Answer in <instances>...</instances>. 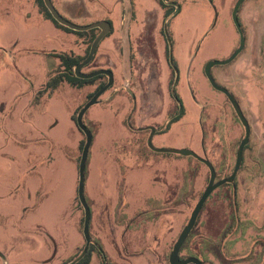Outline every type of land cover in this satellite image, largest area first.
<instances>
[{"label": "rangeland", "instance_id": "374dc122", "mask_svg": "<svg viewBox=\"0 0 264 264\" xmlns=\"http://www.w3.org/2000/svg\"><path fill=\"white\" fill-rule=\"evenodd\" d=\"M82 1L86 3V0ZM142 1L150 4V9L154 7L152 0ZM263 1L247 0L243 4L240 20L245 30L246 47L231 64L217 66L212 70L216 82L228 89L238 100L250 124L251 136L243 155V165L234 182L235 186L226 184L214 191L205 203L193 234L181 251L182 257L197 256L205 264H264V47H261L256 22L257 12L264 14V4L260 5ZM216 2L220 16L213 25L214 22L210 21L212 11L208 0H178L179 5L188 6H180L181 12L169 24V35L173 42L174 65L180 74L175 95L181 104L183 102L184 111L179 122L170 127L173 135L168 133L161 136L153 145L163 146L165 149H183L181 146L185 144L184 148L211 162L216 169L218 181L232 174L236 152L244 138L245 130L226 96L214 90L204 75V66L208 61L225 60L239 46V35L231 18L237 0ZM91 3L96 4L94 0ZM7 4L8 11L4 9ZM127 11L126 15L130 16L132 12L130 14L129 7ZM154 13L156 14V11L150 14ZM32 14H36L42 23L48 22L55 28L40 13L36 0H0V135H5L9 129L17 130L19 109L25 105L30 106L33 87L43 84L38 92L42 90L47 81L45 76L58 69L59 62H56L52 54L61 51L68 53L73 49L71 46L59 48L55 42L40 39L32 28L37 26L38 22ZM81 19L73 23L87 25V16ZM134 19L133 15L132 21ZM147 24L148 22L143 23L142 20L131 25V32H140L139 39L134 37L132 40L136 57L140 60L139 53H143L142 61L145 64L135 72L132 81L135 78H143V85H146V80L153 78L156 72L166 81L163 82L164 95L168 97L170 92H167V84L169 83L171 90L174 82L171 72L160 56L164 42L161 40L159 44L157 41L155 27L158 24ZM75 38L76 55L84 54L88 37ZM198 47L199 52L195 60L192 59L191 72L187 76L188 62L196 54ZM119 48L120 44L118 50ZM115 56L110 60L96 55V59L85 71L89 72L105 64L112 69L117 66L119 72L120 61L118 55ZM189 74L191 81L188 82ZM126 76L128 79L127 65ZM14 78L20 79L21 86L26 83L24 89L29 91L22 92L19 104L16 96L23 88L15 86L18 82ZM121 83L117 82L105 93L99 104L93 106L84 119L93 134L89 152L91 159L88 160L86 169L87 185L91 183L95 196L99 198L96 205L89 202L93 210L90 233L95 248H99L105 256L104 259L94 255L91 264H169L173 246L209 183L210 171L193 157L155 153L150 150L146 146L149 133H137L129 127L150 124L154 119L165 126L169 120L165 118L168 110L164 103L166 96L163 99L159 96L161 93L156 91L155 83L152 92L154 95L149 94V100L140 95L139 109L133 112V102L128 90H119ZM245 85H249V94L244 89ZM95 89L96 86H89L83 90H75L64 85L53 96L62 97L68 105L70 100H73L72 116L80 106L86 104L88 96L93 94ZM56 103L58 104L51 109V113L43 108L38 111L43 119L36 134L37 137L42 136L45 139L52 131L49 123L53 119L57 122L56 130L59 131L61 143L66 144L70 139L71 124L66 108L59 106L64 103L61 100H56ZM174 107L175 104L172 103L169 108L173 109L172 114L177 110ZM130 117L132 119L128 121ZM71 122L75 135L73 143H67L58 154L54 153L53 163L62 162L64 156L70 161L73 160L78 173V158L81 157L79 146L82 140L85 143V136L72 120ZM30 123L29 120L25 121L26 132L30 131ZM26 136H29V133ZM94 143L96 146H93ZM95 148L96 163L92 166V152ZM38 149L39 146L27 144V159H31V156L33 159L44 160L45 152ZM60 153L62 158L59 157ZM2 158L4 164L5 161L8 163L13 160L9 148L0 141V159ZM67 166L63 161L56 166L57 170L48 172L47 177L52 180L54 177L68 179ZM4 170L7 168L0 165V173ZM76 197L73 212L65 215L66 223L69 226L74 225L77 233V243L73 248H54L47 231L40 224L45 221V216L50 210L41 209L37 214L35 212V217L33 215L32 224L26 225H33L32 230L6 232V235L10 236L9 245L5 243V246H0V253L5 257L7 264H10L9 261L26 264H67L77 257L85 246V239L84 222L82 223L84 211L81 205L82 210L78 207ZM124 202L127 204L122 214H128L127 220L120 218V207ZM137 210H140V214ZM146 211L153 214L149 216ZM35 219L38 223L34 222ZM1 227L0 223V242L6 237ZM47 254V259L38 261L44 259ZM60 255H63V258ZM0 264H3L1 257Z\"/></svg>", "mask_w": 264, "mask_h": 264}, {"label": "crops", "instance_id": "0c3cea01", "mask_svg": "<svg viewBox=\"0 0 264 264\" xmlns=\"http://www.w3.org/2000/svg\"><path fill=\"white\" fill-rule=\"evenodd\" d=\"M93 0H86L84 3L82 0H52L53 6L56 10L66 19L71 22L81 21L82 17L87 16L86 24H93L100 21H111L115 30L119 28L121 24V8L118 0H94L96 4L91 3ZM8 5L4 6L5 10H9ZM21 5V4H20ZM22 6H24L22 4ZM4 10V12H5ZM86 10L88 12H86ZM34 19H37V26H32L35 34L38 35L40 39L50 40L51 43H57V46L60 47H69L74 50L76 38L72 34H66L59 30H56L49 24L48 22L42 23L36 16V14L31 15ZM3 21V20H2ZM258 22V30H259V39L261 40V47L264 43V14L261 12H257V20ZM116 35L112 36L110 39H107L103 42L98 57H102V54H106L107 51H110L109 57H116L113 51V45L115 43ZM112 50V51H111ZM9 55L8 53H6ZM57 62V61H56ZM16 69H14L15 71ZM9 73V71L7 72ZM48 74V73H47ZM45 77H48L47 75ZM18 83L15 86L20 87L21 83L19 82V78H14ZM45 80V79H44ZM245 82V81H244ZM243 82V83H244ZM45 83V82H44ZM246 84V83H245ZM26 86V83H24ZM24 85L21 86L23 91H20L17 94V101L19 104V97H21L22 92H29L27 89H24ZM43 84L34 88L31 91V104L30 106L25 105V107H21L19 109L20 115L17 120V130L9 129L5 135H0V141L5 145V147L9 148V154L13 158V160H9L8 163L5 161L3 163V158L0 159V165L7 168L0 173V223L2 224L1 231L5 234V238L0 242V246H5V243L9 245L10 236L6 235V232H18L19 230H32L33 225L26 226L27 223L32 224V217L35 212L36 214L41 210L49 208L45 221L40 223L43 228L47 231V235L49 239L53 242L54 248L56 247H70L73 248L77 243V233L76 229L73 226H69L66 223L65 215L73 212L74 209V200L76 197L77 190V182H78V173L77 168L73 160H68L61 153L59 157L64 159L61 161H55L57 163H53V154L64 147L67 143H73V135L74 130L71 122V112L74 107L73 100H70V104H67L66 100H62V97H43L41 98L39 104L35 103V98L38 90L42 87ZM244 89L248 94L250 93V88L248 86H244ZM20 94V95H19ZM24 96V94H23ZM66 97V96H65ZM72 99V98H71ZM56 100L60 101L64 104H59V106L63 109L62 106L66 108L67 118L70 121V136L69 140L65 143H61V138L59 135V131L56 130L57 122L52 119L50 121L49 126L52 129L45 139L42 136L37 137L36 131L38 127H41V118L39 115V110L41 108L47 109L48 113H51V109H53L56 104ZM238 101V100H237ZM30 103V102H29ZM28 103V104H29ZM34 104V106H33ZM4 115V114H3ZM46 115V114H45ZM107 115V114H106ZM29 120L31 123L30 131L26 132L25 121ZM32 120H34L32 122ZM46 119H44L45 121ZM37 121V122H36ZM43 121V122H44ZM1 124V119H0ZM29 133V136L26 134ZM93 135V134H92ZM75 137V135H74ZM160 141V140H158ZM27 144H32L35 146H39V151H44L46 157L44 160H39L37 158L27 159L26 157V147ZM185 144L181 146L184 149ZM93 146H96L94 143ZM42 147V149H40ZM30 148V147H28ZM93 148V147H92ZM175 149V148H174ZM180 149V148H176ZM188 149V148H186ZM95 150L92 152L94 155V161L91 162V165L94 166L96 163L95 158ZM92 157V156H91ZM91 158L88 157V160ZM66 163L68 166L69 176L68 179L54 177H47V173L51 172L53 169L57 170L58 164ZM66 161V162H65ZM87 161V168H88ZM57 166V167H56ZM61 166V165H60ZM52 167V169H51ZM86 168V169H87ZM55 170V171H56ZM87 172V170H86ZM45 177V178H44ZM62 179V180H61ZM90 179V176H89ZM87 178L85 179V197L88 202V206L91 211V223H92V209L89 205V202L97 204L99 198L95 196V191L93 192V188H91V183L87 185ZM93 186V185H92ZM101 206V202L99 203V207ZM70 215V214H69ZM30 216L31 218H27ZM30 219V220H27ZM36 222V219L34 220ZM38 223V222H36ZM29 225V224H28ZM91 226V224H90ZM91 235V233H90ZM99 249V248H98ZM56 251V250H55ZM48 253V252H47ZM55 253V252H54ZM53 253V255H54ZM49 254L43 259H38V261H43L47 259ZM63 258V255H60ZM10 264H26V263H18L16 261H9Z\"/></svg>", "mask_w": 264, "mask_h": 264}, {"label": "water", "instance_id": "95a60500", "mask_svg": "<svg viewBox=\"0 0 264 264\" xmlns=\"http://www.w3.org/2000/svg\"><path fill=\"white\" fill-rule=\"evenodd\" d=\"M245 1H247V0H238L236 2L234 9H233V12H232V22H233L234 27H235L238 35H239V46H238V48L227 59L222 60V61L211 60L206 64V66L204 68V74H205L210 86L214 90H216V91L224 94V96H226V98L228 99L232 108L234 109V112H235L237 118L239 119L240 123L242 124V126L244 127V130H245L244 138L241 140V142L238 146L237 152H236V162H235V167H234L232 174L227 178L216 181L215 168L211 164V162H209L207 159L200 157L197 153H195L189 149H186V148H184V149H160V148H156V147H154V145L152 143L153 133L151 134V136L148 140L149 147L154 152H156V153H170V154H176V155H180V156H184V157H193V158L199 160L205 166H207V168L210 171L209 183H208L205 191L201 195L200 199L198 200L196 206L194 207L186 226L181 231L177 241L175 242V244L173 246V249H172V251L170 253V257H169V264H202L198 259L193 258V257L181 260L179 258V253H180L181 249L183 248L185 242L187 241L190 233L194 229L196 222L200 216V213H201L205 203L210 198V196L214 193V191H216L218 188L222 187L223 185L234 183V181H235V179H236V177L240 171V168L242 166L245 148L250 142V136H251L250 124H249L247 118L245 117V115L242 111V108L240 107L238 101L236 100L234 95L229 90L219 86L212 76V69L214 67L226 66V65L231 64L233 61H235L238 58V56L243 52V50L245 48L246 38H245L244 32L242 30L241 24H240L239 19H238L239 9ZM43 2H44L46 9L48 10L50 15L54 19V21L57 22L59 25L65 27L71 31L89 32V31H92L95 29L100 30V33L92 42L90 49H89V52H88V55L86 56L85 60L75 67L74 74L76 75L77 78L82 79V80L93 79V78L101 76V75H105L108 78V82L106 83V85H104L102 88H100L93 95V97L80 109V111L78 112L77 117H76V126H77L78 130L81 131L83 133V135L85 136V143H84V146L82 148L81 157H80L79 166H78V187H77V197H78L79 203L82 206L83 211H84L83 236L85 239V246H84L82 252L77 257H75L73 260L68 262L67 264H78L80 261H82L85 258V256L89 252L90 247L92 245V238L90 235L91 211H90V208L87 204L86 197H85V179H86L87 161H88L89 152H90L92 142H93V135H92V132L87 127V125L84 123V117L87 114V112L93 106L99 104L100 98L112 87L113 82H114L113 74L110 71L99 70V71H96V72H93L90 74H83L81 72V70L84 67L88 66L93 61L101 42L105 39V37L109 34V32L111 30V24L107 21H100V22L85 25V26L77 25V24H74V23L68 21L67 19H65L60 14L56 10V8L53 6L52 0H43ZM213 25H215V22ZM170 60L172 61V56H171ZM177 79H178V74H176V80H175L173 87H172V93L175 97H176L175 87L177 85ZM128 92L133 97L132 92L130 90H128ZM182 109H183V106L179 102L178 113L176 115L170 117L169 120L165 124H168L175 117H177L181 113ZM163 128H164V126H163ZM163 128H161V129H163ZM0 257L2 258L3 264H7L5 257L1 253H0Z\"/></svg>", "mask_w": 264, "mask_h": 264}, {"label": "flooded vegetation", "instance_id": "af4514ba", "mask_svg": "<svg viewBox=\"0 0 264 264\" xmlns=\"http://www.w3.org/2000/svg\"><path fill=\"white\" fill-rule=\"evenodd\" d=\"M152 1L154 2V7L152 9H150L151 8L150 7V4H148V3H142L143 2L142 0H118V3L120 4V8H121V24L119 25V28L117 30H115L112 22L111 21H107V22H109L111 24V30H110L109 34L105 37V39L101 42V44H100V46H99V48L97 50V53H96V55H98L99 50H100V48H101V46H102V44H103V42L105 40L110 39L112 36H115V35L117 36L116 39H115V43L113 45V51H114V54L115 55H118V58H119V61H120V66H119L120 69L119 70L121 71V72L120 71L119 72H120L121 75L118 74L119 72H117V70H118L117 69V66H115V68L112 69V67L103 64L100 67H98V69H96V70L97 71H99V70H105V71L112 72L113 78H114V82H113L112 87L108 91H110L116 85L117 82H122L119 85V90H122V91L130 90L132 92L133 97L131 96L130 93H129V95L131 96L132 102H133V107H134L133 112H136L137 109H139L140 95L141 96L144 95L142 97L143 98L145 97V99L147 98V100H149V98H150L149 97V94H150V96L154 95V94H152V92H154V89L153 88L155 86V83L157 85V90L156 91L161 93L159 96L162 97V99L164 98V96H166V95H164V91L165 90H164V84H163V82H166V81L164 80V78L160 74H158L156 72L154 73V77L153 78H148L146 80V82H147L146 85H143V82H142V81H144L143 78H135L132 81L133 76L136 74L135 72H138V70H139V68H140L141 65H145L144 62L142 61L143 60L142 59L143 53H139V55H141V59L140 60L138 59V57H136V49L134 48V44H133V40L132 39H134V37L139 39L140 32L139 33H137V32H131L132 31L131 30L132 29V26L131 25H132L133 22H137V21L138 22H141L143 20V23L144 22L145 23L148 22L147 25H149V23H152V24L157 23L158 24L155 27L156 28V38H157V41H158L159 44H160V41L161 40H163V42H164L163 53L161 54V52H160V56L163 58L166 66H167V69L171 72L172 77H173V82H175V80H176V74H178V71H177V69H176V67L174 65V60H173V42H172V40L170 38V35H169V31H170L169 24L173 20V18H175L181 12V9L182 8L180 6H188V5H179L178 4V0H152ZM208 1L211 4V11H212V15H211L212 18H211L210 21L215 22V24H216L217 19L220 16V11L217 8L218 4H217V6L215 5V3H217L216 0H208ZM245 2H247V1H245ZM243 4L241 5V7L239 9L238 19H239V22L241 24L242 30L244 32V35H245V30H244L242 21L240 20V18H241L240 17V14H241V10H242ZM263 4H264V1L260 5H263ZM127 7H129L130 14L132 12V14L130 16L129 15L128 16L126 15V14H128ZM153 11H156V14L155 13L154 14H150ZM123 12H125V14H123ZM133 15L135 16L134 21H132ZM231 18H232V14H231ZM125 22H126V24H125ZM123 29H126V31H124ZM95 30H98V29H95ZM99 33H100V30H98V32L96 33V37L98 36ZM245 38H246V36H245ZM116 40H117V42H116ZM119 44H120V48L118 50V45ZM82 45L84 46L83 42H82ZM245 47H246V45H245ZM72 52L76 55V52L74 50H72ZM198 52H199V47H198V50L196 51V54H194L191 57L190 61L188 62L187 69H186L187 76H188V73L191 72V64H192V61L195 60V58L197 57V53ZM109 53H110V51H107L106 54H104V55L102 54V57L103 58H109L111 60V58L109 57V55H110ZM82 55H84V54L83 53L80 54V55L78 54L77 56H82ZM96 55H95L93 61L96 59ZM171 56H172V61L170 60ZM90 64L88 66L84 67L81 70V72L83 74H90L89 72H86L85 71V69L88 68L90 66ZM206 64H205V66H206ZM126 65L128 66V72H129L128 79H127V76L125 77ZM205 66H204V68H205ZM101 76H103V78H104L103 79V82H105L104 85H106V83L108 82L107 76H105V75H101ZM190 76L191 75L189 74L188 82L191 81L190 80ZM212 76H213V73H212ZM179 78H180V74H178L177 82H179ZM213 78H214V76H213ZM131 82H134V83L131 84ZM167 82H171V81H167ZM127 83L129 84L128 86H127ZM167 92L168 93L170 92V93H169V96L168 97L166 96V101L164 103L166 104V109H168L169 111L167 110V113L165 115V118H170V117L176 115L178 113V111H179V99L176 98L173 95L172 88L170 90L169 83L167 84ZM146 93L148 95H146ZM172 103L175 104L174 109H177L176 112H174L173 114H172L173 109L172 110L169 109L170 108V105ZM180 104H181V102H180ZM181 105L183 106V109H182L181 113L177 117H175L172 121H170L168 124H166L165 126H164L163 123L159 122L157 119H154V120H152L150 122V124H145V125L144 124H137L136 126L131 125L129 128L131 130H133V131H136L137 133H149L148 138H147L146 146L151 150V148L149 147L148 140H149V138H150V136H151L152 133H153L152 143H154L157 138H159L161 136H164V135H166L168 133H170V134L172 133L171 135H173V130L170 127H171V125L179 122V120H180L179 118H181V115H182V113L184 111V104H183V102H182ZM177 118L179 120H177L176 122L172 123L170 125V127H169L168 125L171 122H173L174 120H176ZM131 119H132V117H130L128 121H131ZM163 126H164V128H163ZM161 128H163V129H161ZM176 131H177V129H176ZM169 137H171V136H168V138ZM163 139H165V138H163ZM158 143H159V141H158ZM156 148L165 149V148H163V146L162 147H156ZM229 185H232L233 187L235 186L234 183L229 184ZM126 204H127V202H124L122 204V206L120 207V210H121L120 211V218H123L124 220H127L128 219V214H122V211L124 210V208H126L125 207ZM154 210H156V207L154 208ZM138 211H140V210H137L136 212H138ZM157 211H159V210H157ZM136 212H134V213H136ZM152 212L146 211L145 213H147V214H149V216H151L153 214ZM138 214H140V212H138ZM196 224H197V222H196ZM195 227H196V225H195ZM190 235H191V233H190ZM190 235H189V237H190ZM189 237H188V239H189ZM94 244L95 243L92 242V245L93 246H94ZM179 258L181 260H184L187 257H182L181 256V251H180ZM193 258H196L202 264H205L199 257L194 256Z\"/></svg>", "mask_w": 264, "mask_h": 264}, {"label": "trees", "instance_id": "16d2710c", "mask_svg": "<svg viewBox=\"0 0 264 264\" xmlns=\"http://www.w3.org/2000/svg\"><path fill=\"white\" fill-rule=\"evenodd\" d=\"M36 5L40 11L41 14L44 15L45 19L46 20H49L56 29H58L59 31L61 32H64L66 34H72V35H75L79 38H86L88 37L87 39V48L85 49V53L84 55L82 56H77L75 55L71 50L66 53V51H61V52H57L55 54H52V56L57 60V62H59V66H58V69H56L55 71L50 72L48 74V77H47V81L43 87L42 90H40L37 94H36V98H35V103L36 104H39L41 98L44 96V95H47L49 97H52L54 95V93L60 89L61 87H63L64 85H67L69 86L70 88L72 89H75V90H83L85 89L86 87H89V86H96V89L94 90L93 94H91L90 96H88V99H87V102L93 97V95L100 89L104 86L105 82H103V76H98L96 78H93V79H90V80H81L79 78H77L74 74V68L79 64L81 63L85 58L86 56L88 55V52H89V49H90V46L92 44V42L94 41V39L96 38V33L98 32V30H92V31H89V32H74V31H71L61 25H59L57 22L54 21V19L52 18V16L50 15V13L48 12V10L46 9L45 5H44V2L43 0H36ZM65 18V17H64ZM66 19V18H65ZM68 20V19H67ZM70 21V20H68ZM71 22V21H70ZM73 23V22H72ZM93 63V62H92ZM91 63V64H92ZM90 64V65H91ZM96 69L98 68H95V69H92L89 71V73H92V72H95L97 71ZM216 81V80H215ZM217 84L221 87H223L222 85H220L218 82ZM224 88V87H223ZM226 89V88H225ZM228 90V89H227ZM86 102V103H87ZM84 106V105H83ZM83 106H80L74 113V115L71 116V120L73 121V123L75 124L76 126V115L78 114V112L80 111V109L83 107ZM85 119V117H84ZM180 119V118H179ZM178 118L176 120H174L173 122H171L168 126L170 127V125L174 122H176L177 120H179ZM85 123V121H84ZM77 127V126H76ZM89 128V127H88ZM90 130V129H89ZM91 131V130H90ZM81 132V131H80ZM82 133V132H81ZM83 134V133H82ZM84 146V140H82L80 142V146H79V151L82 152V148ZM247 149V146L245 148V150ZM79 159L78 158V162H79ZM243 161H244V158H243ZM242 165H243V162H242ZM242 167V166H241ZM215 168V167H214ZM241 169V168H240ZM216 171V169H215ZM87 173V172H86ZM227 178V177H226ZM229 185V184H227ZM76 201L78 202V207L80 208V210H82L81 206H80V203H79V200L78 198L76 197ZM88 204V202H87ZM205 207V205H204ZM203 207V209H204ZM202 209V211H203ZM201 211V213H202ZM200 213V215H201ZM200 217V216H199ZM199 219V218H198ZM84 222V220H82V223ZM198 222V221H197ZM197 225V224H196ZM90 229H91V226H90ZM195 229V228H194ZM194 231V230H193ZM193 231L191 232V235L193 234ZM190 235V236H191ZM187 243V242H186ZM186 243L185 245L183 246L182 250L185 248L186 246ZM181 250V251H182ZM98 255V256H102L103 258L105 257L104 254L97 248H95V246L91 245L90 247V250L89 252L87 253V255L85 256V258L80 261L78 264H91V261H92V258L94 257V255ZM189 258L190 257H194V256H188ZM187 257V258H188ZM75 258V257H74ZM72 258V259H74ZM71 259V260H72ZM105 259V258H104Z\"/></svg>", "mask_w": 264, "mask_h": 264}]
</instances>
